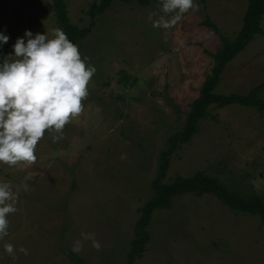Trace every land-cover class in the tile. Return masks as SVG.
Masks as SVG:
<instances>
[{
	"label": "rangeland",
	"instance_id": "obj_1",
	"mask_svg": "<svg viewBox=\"0 0 264 264\" xmlns=\"http://www.w3.org/2000/svg\"><path fill=\"white\" fill-rule=\"evenodd\" d=\"M76 25L89 26L86 11L98 0H67ZM198 10L173 27L152 26L161 0L148 6L115 2L97 17L79 43L96 72L82 100V112L52 141L46 131L37 161L0 164V181L11 182L17 211L8 216L0 240V264H126L139 210L153 196L159 155L180 130L210 73L221 39L203 22L209 17L234 39L247 10L246 0H195ZM151 15L152 19H149ZM264 28V20L262 23ZM58 29L52 0H0V31L9 36L2 58L13 52L25 30L53 38ZM27 38H25L26 40ZM264 81V36L255 39L227 67L217 91L247 93ZM200 132L172 158L168 177L198 171L236 190L264 194V116L254 108L213 109ZM151 240L134 264H264V222L225 206L213 195L187 193L170 209L154 213ZM81 233H94L99 251ZM81 242V250L72 247ZM11 243L13 260L4 251Z\"/></svg>",
	"mask_w": 264,
	"mask_h": 264
},
{
	"label": "clouds",
	"instance_id": "obj_2",
	"mask_svg": "<svg viewBox=\"0 0 264 264\" xmlns=\"http://www.w3.org/2000/svg\"><path fill=\"white\" fill-rule=\"evenodd\" d=\"M164 13H174L152 21L154 28L169 29L189 10H198L195 0H161ZM151 20V15L149 16ZM25 38H27L25 40ZM9 36L0 31V47ZM96 72L88 57H82L78 45L61 29L53 38L25 30L13 45V52L0 59V164L9 167L20 163L32 165L37 161L36 148L46 131L55 132L52 141L63 138V129L83 110L82 100L89 95L88 83ZM17 194L11 182L0 181V240L9 231L8 216L15 213ZM99 251L101 243L94 233H81ZM81 250V242L72 247ZM4 251L17 259V252L28 255V249H16L11 243Z\"/></svg>",
	"mask_w": 264,
	"mask_h": 264
},
{
	"label": "trees",
	"instance_id": "obj_3",
	"mask_svg": "<svg viewBox=\"0 0 264 264\" xmlns=\"http://www.w3.org/2000/svg\"><path fill=\"white\" fill-rule=\"evenodd\" d=\"M117 1L137 3L140 6L150 4V0H98L93 2L86 11L91 18L90 25L80 27L73 23L69 15L67 0H52L58 29L63 30L72 42L79 45L92 32L97 17L103 15ZM246 1L248 5L243 23L234 39L228 38L221 27L209 17L203 22L206 26L214 29L222 44L216 52L210 53L214 59L212 69L205 78L198 97L191 103L182 128L169 136L166 147L159 155L157 172L152 182L153 196L139 210L141 216L136 223L135 237L131 241L126 264H134L147 251V245L151 240L148 228L154 213L170 209L176 197L187 193H193L198 197L213 195L230 209L258 216L264 222V194L255 190L233 189L221 179L203 171H198L192 176L177 174L173 179L168 177L171 161L177 150L190 143L200 132L202 121L208 118L217 120L213 109L236 105L254 108L264 116V81L252 87L247 93H220L217 91L228 65L247 48L257 35L264 36L262 26L264 0ZM0 59H2L1 52ZM69 257L76 264L83 263V259L76 254L70 253Z\"/></svg>",
	"mask_w": 264,
	"mask_h": 264
}]
</instances>
